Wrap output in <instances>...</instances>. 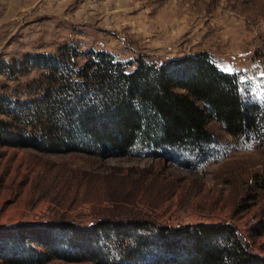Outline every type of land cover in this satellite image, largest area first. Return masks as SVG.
Listing matches in <instances>:
<instances>
[{"label": "rangeland", "instance_id": "374dc122", "mask_svg": "<svg viewBox=\"0 0 264 264\" xmlns=\"http://www.w3.org/2000/svg\"><path fill=\"white\" fill-rule=\"evenodd\" d=\"M99 50L127 71L138 58L180 64L205 52L235 75L244 106H264V0H0V264H101L47 253L40 242L55 246L44 233L56 226L65 229L53 236L70 253L81 242L68 244L66 228L101 227L110 264L179 254L151 244L153 257L128 260L136 232L120 231L127 222L143 226L146 240L158 229L234 227L250 255L264 261V130L233 137L208 117L211 141L195 156L189 147L151 142L121 152L75 135L56 144L41 125L33 128L45 111L38 98L48 71L38 55L61 60L76 51L82 66ZM25 123L37 138L19 134ZM55 128L50 135L58 137Z\"/></svg>", "mask_w": 264, "mask_h": 264}, {"label": "trees", "instance_id": "16d2710c", "mask_svg": "<svg viewBox=\"0 0 264 264\" xmlns=\"http://www.w3.org/2000/svg\"><path fill=\"white\" fill-rule=\"evenodd\" d=\"M71 53L61 60L51 54L38 55L42 57L40 67L48 71L44 74L47 82L42 85L38 98L45 111L37 114V126L33 128L41 125L56 144L61 138L75 135L105 143L121 152L135 143L151 142L157 148L189 147L195 155H201L203 146L211 141V132L206 127L208 117L221 123L233 137L246 134L254 127L264 130V106H244L235 75L218 69L205 52L188 57L180 64L177 59L156 65L138 58L132 71H127L125 64L103 50L89 53L82 66L75 60L79 54ZM57 117L61 121H57ZM62 120L68 126H64ZM1 125L9 127L4 122ZM28 126L31 127L25 123L18 128L19 134L37 138L38 134L31 132ZM54 127L60 130V136L57 137L56 131L50 135ZM103 227L107 228L103 232L108 236L110 223ZM139 227L143 226L132 222L120 224V231L126 234L136 232L129 235L133 237V249L128 260L134 255L152 256L150 246L153 244L170 254L181 250L174 258L152 256L151 264H264L261 258L250 255L246 240L234 227L202 224L195 230L179 232L158 229L149 231L148 240L144 232H139ZM100 228H66L72 235L66 239L68 244L73 246L74 242H81L80 251L73 253L62 248L67 243L58 245L59 240L53 236L55 229H65L61 226L44 233L45 240L55 246L40 243L52 257L110 264L105 259L108 253L102 254ZM88 233L91 235L87 236ZM82 242L86 245L81 246ZM32 249L38 255L39 251Z\"/></svg>", "mask_w": 264, "mask_h": 264}]
</instances>
